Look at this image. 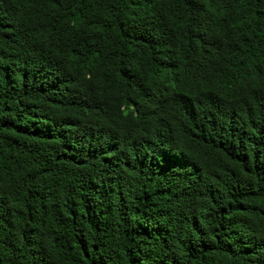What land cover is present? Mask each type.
Instances as JSON below:
<instances>
[{
  "label": "trees",
  "instance_id": "16d2710c",
  "mask_svg": "<svg viewBox=\"0 0 264 264\" xmlns=\"http://www.w3.org/2000/svg\"><path fill=\"white\" fill-rule=\"evenodd\" d=\"M0 264H264V0H0Z\"/></svg>",
  "mask_w": 264,
  "mask_h": 264
}]
</instances>
